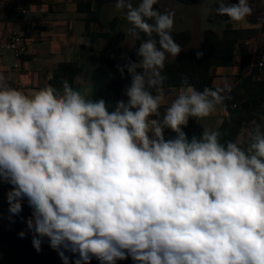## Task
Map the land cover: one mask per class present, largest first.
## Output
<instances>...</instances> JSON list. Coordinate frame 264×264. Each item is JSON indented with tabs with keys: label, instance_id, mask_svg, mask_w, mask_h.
Wrapping results in <instances>:
<instances>
[{
	"label": "clouds",
	"instance_id": "clouds-1",
	"mask_svg": "<svg viewBox=\"0 0 264 264\" xmlns=\"http://www.w3.org/2000/svg\"><path fill=\"white\" fill-rule=\"evenodd\" d=\"M158 0H116L126 10L128 35L147 39L139 62L117 65L130 84L126 100L92 98L82 76L78 88L62 81L25 92L0 74V184L9 224L25 220L37 253L47 238L62 264H264V125L255 123L246 147L221 142L219 130L188 137L191 118L217 112L231 119L222 87L197 90L187 76L168 103L166 60L183 49L172 36L175 13ZM216 15L244 21L249 0H218ZM79 44L88 46L85 37ZM204 55L197 51V59ZM166 130L174 136L166 137Z\"/></svg>",
	"mask_w": 264,
	"mask_h": 264
},
{
	"label": "trees",
	"instance_id": "trees-1",
	"mask_svg": "<svg viewBox=\"0 0 264 264\" xmlns=\"http://www.w3.org/2000/svg\"><path fill=\"white\" fill-rule=\"evenodd\" d=\"M179 4L193 6L199 0H172ZM116 0H78V12L83 16L85 22L84 36L88 39V46L81 48L80 56L71 62H65L58 65L54 78L47 85H52L57 89L62 87V81H68L69 84L78 88L76 78L82 76L91 81L93 85L92 98H104L110 103L123 99L125 86L130 84V77L125 71L122 77L117 69L118 64L125 62V57L138 62L136 48L147 39L141 34V39L136 40L135 46L128 52L122 48L114 54L110 48H98L103 43H113L119 37L120 19L115 18L111 21L103 19V10L107 5L115 4ZM238 3V0H231V4ZM154 8L162 12L159 3ZM21 12L17 6H13L7 14V19L19 23ZM1 19V18H0ZM223 30L217 32L206 30L203 33L204 55L197 59L196 53L181 52L174 60L165 64L162 74L167 76L164 83V89H180L181 80L187 76L189 83L194 85L197 90H203L204 87H220L217 84V76L214 70L218 68L232 69L238 65L240 58V74L236 77L237 84L232 88L230 99L225 101L228 111L231 113V119L223 117V122L218 129L222 133L221 142L234 141L241 142L246 147L248 135L242 137L244 130L251 131L255 123L264 125V68L252 67L254 54L245 45V42L251 38L254 31L237 29L233 21L227 16H220ZM264 35V22L260 30ZM173 39L181 48L190 45L193 35L190 31H172ZM94 57L98 60L96 68L89 71L85 63L86 52L94 50ZM44 86V87H45ZM219 107V106H218ZM166 107H161L163 114ZM189 138L193 135L199 136L204 130V126L199 119L191 118L187 127L183 129ZM166 137L174 136L170 130H166ZM28 208L26 216H30L31 210ZM3 240V233L0 226V242ZM0 264H3L0 259ZM35 264H43L38 260ZM90 264H100L93 258Z\"/></svg>",
	"mask_w": 264,
	"mask_h": 264
},
{
	"label": "crops",
	"instance_id": "crops-1",
	"mask_svg": "<svg viewBox=\"0 0 264 264\" xmlns=\"http://www.w3.org/2000/svg\"><path fill=\"white\" fill-rule=\"evenodd\" d=\"M77 1L0 0V74L8 77V82L13 88L25 92L43 88L54 78L59 64L74 61L80 56L81 48L85 45L79 44V37H85V22L83 21V16L78 12ZM18 2L21 3L26 12L24 14L21 13L19 23L15 24L7 19V14ZM201 2L202 0H199L197 4ZM225 2L231 4V0H225ZM249 3L253 8V14L244 21H233V24L237 29L254 31L251 34V38L245 42V45L249 49L255 46L252 52L254 54L252 67H255L258 60L262 59L264 61V50L261 49V44L263 43L264 45V35L258 32L264 22V0H249ZM190 16L193 19L189 20V28L186 30L190 31L194 36L195 27H201L202 25L201 16L199 14H190ZM223 28L221 23L217 32H221ZM22 30L31 32L32 50L29 56L18 59L6 48V43L14 32ZM206 30L211 29L200 28L199 32L202 37ZM86 40L88 41L87 38ZM99 46L101 45H98V48ZM96 50L98 49L95 47L94 50L86 52L84 60L86 64L92 61L93 63L95 62L94 53ZM261 54H263L262 57L260 56ZM240 61L241 59L239 58L238 65L232 69L218 68L217 83H220L219 81L221 83L228 82L231 89L234 88L237 84L236 77L241 71ZM179 90H165L168 103L161 107H167L171 100L178 95ZM199 121L205 129L218 130L223 122L220 108H217L215 114L199 119ZM9 188L10 185L0 184V191H8ZM26 205L27 202L25 201L23 203L25 208L23 216H26L28 212ZM66 255L70 256V264H73L74 257H71L70 253H66ZM56 258L54 263L46 259L43 264H62L58 255ZM116 264H134V262L128 258L118 260Z\"/></svg>",
	"mask_w": 264,
	"mask_h": 264
},
{
	"label": "rangeland",
	"instance_id": "rangeland-1",
	"mask_svg": "<svg viewBox=\"0 0 264 264\" xmlns=\"http://www.w3.org/2000/svg\"><path fill=\"white\" fill-rule=\"evenodd\" d=\"M133 4H138L140 0H132ZM162 8V12L166 9L173 11L175 13L174 17V27L172 31H182L189 28V20L193 18L190 14H199L201 16V27L208 28L214 31L220 29L221 21L220 16L216 15L215 8L218 7V0H202L200 4L195 6H187L183 4H179L172 0H158ZM126 10H118L115 8V4L107 5L103 10V19L105 21H111L115 18L120 19L119 25V39L113 43H103L99 46L100 49L110 48L111 51L115 54L118 51V48H122L125 52L130 51L136 43L130 35H128V29L131 26L129 22L125 18ZM195 27V33L193 36V40L190 45L186 48H183L181 52H193L197 51L202 52L203 48V40L200 35V28ZM255 46L250 48V52L254 51ZM261 49L264 50L263 43L261 44ZM261 57L263 54L260 55ZM264 57V56H263ZM174 58L169 57L166 63L171 62ZM139 62V59H138ZM98 64V60L95 59V62L91 65L87 66L89 71H92L96 68ZM218 69L214 70V74L217 75ZM88 80V79H87ZM217 83L219 86H223L224 83ZM228 83V82H227ZM221 84V85H220ZM93 94V92H92ZM123 99L126 100L127 97L124 96ZM249 131L244 130L242 133V137L248 135ZM6 193L7 191H0V226L3 233V240L0 242V259L3 264H34L36 261L40 260L42 262L46 261V259L50 260L54 263L55 259H57V252L52 250L46 242L42 245V251L37 253L36 250L32 246L31 242V234L27 233L26 240H19L18 233L21 230H26V223L22 222L20 219H15L14 224H9V221L6 219L8 215V205L6 201ZM25 220L28 216H23ZM69 254V253H68Z\"/></svg>",
	"mask_w": 264,
	"mask_h": 264
},
{
	"label": "built area",
	"instance_id": "built-area-1",
	"mask_svg": "<svg viewBox=\"0 0 264 264\" xmlns=\"http://www.w3.org/2000/svg\"><path fill=\"white\" fill-rule=\"evenodd\" d=\"M16 6L21 13L24 14L26 12L20 2L16 3ZM30 33H31L30 31H23V30L16 31L11 35V37L7 41L6 48L10 50L15 55L16 58L21 59L31 54L32 39L30 37ZM255 67L263 69L264 61L262 59L258 60L257 65ZM18 239L26 240L27 236H25V238H20L18 236ZM130 261H132L131 258H130Z\"/></svg>",
	"mask_w": 264,
	"mask_h": 264
},
{
	"label": "water",
	"instance_id": "water-1",
	"mask_svg": "<svg viewBox=\"0 0 264 264\" xmlns=\"http://www.w3.org/2000/svg\"><path fill=\"white\" fill-rule=\"evenodd\" d=\"M24 210H25V208H24V206H23V211H22V213L20 214V216L14 217V219H20L21 216L23 217V215H24ZM45 242L47 243V238H45ZM47 244H48V243H47Z\"/></svg>",
	"mask_w": 264,
	"mask_h": 264
}]
</instances>
